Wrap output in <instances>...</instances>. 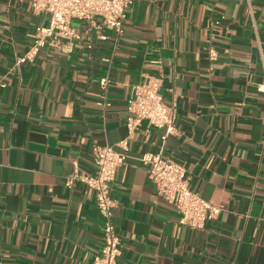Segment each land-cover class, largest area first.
<instances>
[{"label": "crops", "instance_id": "0c3cea01", "mask_svg": "<svg viewBox=\"0 0 264 264\" xmlns=\"http://www.w3.org/2000/svg\"><path fill=\"white\" fill-rule=\"evenodd\" d=\"M48 18L28 0H0V264H93L103 247L95 191L67 179L76 165L95 173V143L128 134L145 73L162 75L179 132L163 140L143 121L132 154L174 158L222 210L204 230L181 224L129 159L112 183L120 264H264V0H133L121 37L75 21L80 39L18 64Z\"/></svg>", "mask_w": 264, "mask_h": 264}, {"label": "built area", "instance_id": "2783aa9c", "mask_svg": "<svg viewBox=\"0 0 264 264\" xmlns=\"http://www.w3.org/2000/svg\"><path fill=\"white\" fill-rule=\"evenodd\" d=\"M132 1L28 0L29 7L34 12L49 18L47 23L37 25L30 33L33 44L29 52L18 59L17 63L32 58L47 45L59 46L61 41L72 42L80 39L81 33L75 26V21L87 26L88 30L95 29L99 38L107 37L105 31H113L117 37H121L125 31ZM248 9L253 16L250 1ZM207 53L210 60H216L218 57V50L211 44ZM106 82V79L102 80L103 86ZM162 84V75L145 73L143 79L133 85L128 99V134L114 144L93 145L96 166L94 174L81 173L76 165L73 173L68 176L69 185L82 181L95 191L98 212L103 220V247L94 255L93 264H120L123 242L114 222L116 200L112 196V183L118 168L131 158L146 166L158 195L176 207L181 224L191 229L204 230L222 210L220 206L205 199L190 187L187 168L174 158L162 153L145 152L137 156L132 154L130 141L134 131L143 121L164 128L163 140L179 132L176 124L177 111L174 107L166 105L161 93Z\"/></svg>", "mask_w": 264, "mask_h": 264}]
</instances>
